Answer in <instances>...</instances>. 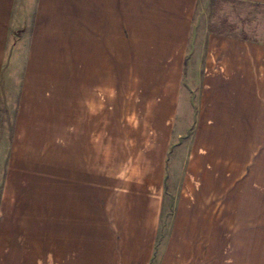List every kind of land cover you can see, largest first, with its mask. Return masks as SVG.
I'll return each mask as SVG.
<instances>
[{"label":"crops","instance_id":"0c3cea01","mask_svg":"<svg viewBox=\"0 0 264 264\" xmlns=\"http://www.w3.org/2000/svg\"><path fill=\"white\" fill-rule=\"evenodd\" d=\"M198 2L0 0V119L12 106L11 35L27 27L0 264H223L217 202L239 145L263 135L264 40L203 11L196 20ZM194 92L166 228L175 134ZM261 234L264 253V218L252 219L248 257Z\"/></svg>","mask_w":264,"mask_h":264},{"label":"rangeland","instance_id":"374dc122","mask_svg":"<svg viewBox=\"0 0 264 264\" xmlns=\"http://www.w3.org/2000/svg\"><path fill=\"white\" fill-rule=\"evenodd\" d=\"M204 13L205 20H216L217 25L226 30H230L233 21L240 32L248 29L255 38L264 40V5L254 4L247 6L242 3L230 2L227 0H199L196 10L197 16ZM200 13V14H199ZM236 15L239 20H232ZM238 24V25H237ZM26 27V26H25ZM16 27L14 26L13 29ZM10 48L8 51L7 65L5 67L4 78L8 80L7 89L12 90V106L6 112L2 111L0 119V201L4 199V184L8 179V166L10 161V149L12 144V119L14 96L20 83L22 69V59L24 46L27 42V27L25 33L11 35ZM195 92L192 95V101L188 114L185 115L184 129L178 128L181 136L175 134L174 151L172 155V167L170 171L169 192H166L164 219L167 224L171 218L173 202L177 199L179 191L181 172L184 156L187 154L188 143L192 130L188 129L194 122L196 116ZM191 123V124H190ZM239 164L236 170H233L232 177L224 178L222 195L217 202L215 218L222 223L223 238V264H248L250 259L254 264H264V253L262 251L263 238L259 236L255 245L254 254L250 252L248 257L247 233L252 219L256 222H262L264 218V131L258 138H250L244 144L239 145ZM164 227V230L166 229ZM237 250V252H236ZM232 251L237 256L232 260ZM235 253V254H236Z\"/></svg>","mask_w":264,"mask_h":264}]
</instances>
